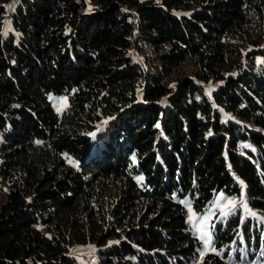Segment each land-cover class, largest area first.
Listing matches in <instances>:
<instances>
[{"label":"trees","instance_id":"obj_1","mask_svg":"<svg viewBox=\"0 0 264 264\" xmlns=\"http://www.w3.org/2000/svg\"><path fill=\"white\" fill-rule=\"evenodd\" d=\"M9 2L0 264H80L88 244L95 264H192L181 201L204 215L243 190L264 217V0H20L6 34ZM214 213L223 251L196 264H264L262 223Z\"/></svg>","mask_w":264,"mask_h":264},{"label":"rangeland","instance_id":"obj_2","mask_svg":"<svg viewBox=\"0 0 264 264\" xmlns=\"http://www.w3.org/2000/svg\"><path fill=\"white\" fill-rule=\"evenodd\" d=\"M140 1H144V0H140ZM157 3L160 2V0H153ZM20 0H10V2L7 4L6 6V19L7 20L4 24H3V30L4 32L7 34L9 31H10V25H11V21H8L9 20V15L12 11H14L16 9V7L18 6ZM14 5V7H9V6H12ZM253 51V50H252ZM131 55L133 57V59L139 63V57L137 56V54L135 53V51L131 52ZM149 55V53H148ZM183 74L185 76H188L190 78H193L192 77V74H193V67L190 65V63H186L183 67ZM236 74V71L232 70L229 75H235ZM194 79V78H193ZM195 80V79H194ZM197 82V81H196ZM198 83V82H197ZM199 84V83H198ZM174 85V83H173ZM173 85H171V87H173ZM201 85V84H199ZM205 90H206V94L209 93V90L211 88H214L215 85L213 84H206V85H201ZM51 102L54 106V108L60 112L64 106L66 105V101H61L60 99L56 98V97H51ZM5 195H6V186L3 184L0 186V203L4 201L5 199ZM112 195V191H110L107 196H111ZM185 203L184 206L186 207V204L190 203L189 201L185 200L184 201ZM214 204H218L219 206L217 207H214ZM227 204V200L224 196H220V195H217L215 198H214V202L212 204L211 207L213 208H210L211 209V212L208 210L206 212V214H208V221H206V223H213L214 222V210L215 209H218L220 211V214H219V217L218 218H223L221 216V211H224V212H229L228 209H231L232 208V204H235V205H240V202H237L235 200L232 201V204H227V207H224V205ZM187 209V212H188V220H189V211H188V208L186 207ZM242 211H243V219L242 221L244 222V218L247 217V213L250 214V212H247V208H244L242 207ZM193 215H192V221H195V222H199V219L197 217V215H195V212L193 210ZM214 213V215H213ZM253 217V216H252ZM256 219V222H260L262 223V225L264 226V220H260L257 216L256 217H253ZM189 220V225H190V228H191V231L192 233L195 235V237L198 239L199 241V248L197 249V253H196V256L193 260V263L192 264H196L197 262H201L203 257L206 255V254H209V253H214V251L212 250V247H209L208 250L205 252V254L203 256H201V251L203 250V242L201 239H199V232L196 230V228L193 226V222ZM211 231V229H210ZM115 242V241H113ZM99 250H103L102 248L98 249L96 246L94 245H91V244H88L86 246H76L74 248V251H73V254L74 256L76 255L78 261L80 262V264H95L96 263V257H97V254L99 252Z\"/></svg>","mask_w":264,"mask_h":264},{"label":"snow or ice","instance_id":"obj_3","mask_svg":"<svg viewBox=\"0 0 264 264\" xmlns=\"http://www.w3.org/2000/svg\"><path fill=\"white\" fill-rule=\"evenodd\" d=\"M9 7H14V5L12 6H9ZM174 87V85H173ZM51 99V97H50ZM61 101H66L67 100V97H63V98H60ZM157 127H159V125H157ZM93 136H95V134H92ZM245 147H248L247 145H245ZM133 160L135 161V157H133ZM139 180H143V176L141 177H138ZM241 184H243V182H241ZM220 196H223V193L219 194ZM235 198H226L227 200V204H232V201L234 200ZM181 203H185L184 201H181ZM227 204L224 205V207H227ZM219 206L218 204H214V207H217ZM237 205L235 204H232V207L235 208ZM240 206L241 207H244V208H247L248 205H247V201L246 199H244V192L242 190L241 192V198H240ZM186 207L188 208V211H189V220L192 221V215L194 214L193 213V209L191 207V204L188 203L186 204ZM211 212V209L209 210ZM231 212V209H229V212H224V211H221V216L222 217H226L227 215H229V213ZM249 212L251 214V216L253 217H256L257 214L252 211L251 209H249ZM195 215H197L198 219H199V222H195V221H192L193 222V226L196 228V230L199 232V239L202 240L203 242V250L201 251V256H203L205 254V252L208 250L209 247H212V250L213 251H216L217 254H220V252H222L223 250H219L217 251L214 247H213V232L210 231V229H214L215 228V224L214 223H206V221H208V214H204V215H200L199 213H195ZM214 215V213H213ZM260 220H264V217H258ZM243 222V221H242ZM241 243H243V237L241 236ZM235 250V249H234ZM240 251L243 253L244 252V249H240ZM262 256H264V252L261 253ZM245 259V256L244 255H241L240 257V262L241 264H243V261ZM229 260H231V255H229ZM226 264H228V262H226Z\"/></svg>","mask_w":264,"mask_h":264}]
</instances>
